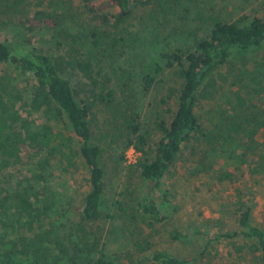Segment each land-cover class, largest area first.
Wrapping results in <instances>:
<instances>
[{"label": "rangeland", "instance_id": "obj_1", "mask_svg": "<svg viewBox=\"0 0 264 264\" xmlns=\"http://www.w3.org/2000/svg\"><path fill=\"white\" fill-rule=\"evenodd\" d=\"M141 1L120 33L91 20L79 0H27L17 11L5 7L7 0L0 6V42L24 49L31 39L37 50L51 54L59 44L75 43L96 71L110 77L114 91L112 103L97 102V122L92 127L93 143L102 150L107 217L93 224L80 219L78 210L89 181L77 147L71 154L59 137L54 146L60 148L50 155L48 150L15 144L6 129L5 134L0 132V247L24 250L26 255L16 257L21 264H67L75 255L98 258L102 250L114 264H150L145 259L155 251L190 258L204 253L194 264H264L260 252L238 254L226 242L208 245L210 236L236 228L239 191H253L254 221L264 228V43L234 56L237 68H249L247 78L231 79L214 101L200 102L198 117L209 137L192 142L164 177L166 221L147 222L136 211L151 183L131 167L139 158L134 149H128L125 161L121 160L131 132L127 119L133 114L139 116L136 123L148 137V149L155 148L153 118L161 111L167 90L180 85L164 54L176 48L193 49L198 40L208 37L217 19L231 22L261 13V0ZM38 12L50 18L44 17L33 33L18 23L19 18H32ZM147 74L155 78L150 89L143 84ZM72 75L74 88L81 89L83 80ZM0 83L8 84V89L25 86L9 63L0 64ZM239 94L247 103L243 109L236 105ZM20 115L27 114L20 111ZM259 115L257 124L253 120ZM33 119L40 123L37 115ZM245 128H258L253 139L246 136ZM56 132L73 135L64 123ZM45 158L50 163L42 172L38 163ZM25 193L39 198L30 219L32 228L25 225L27 216L19 208L18 198ZM81 222L82 230L77 227ZM174 232L188 237L175 240Z\"/></svg>", "mask_w": 264, "mask_h": 264}, {"label": "trees", "instance_id": "obj_2", "mask_svg": "<svg viewBox=\"0 0 264 264\" xmlns=\"http://www.w3.org/2000/svg\"><path fill=\"white\" fill-rule=\"evenodd\" d=\"M7 1L5 7L15 11L27 3V0ZM79 1L91 20L117 33L125 29L138 4L143 3L141 0ZM3 4L4 0H0V6ZM260 6L262 12L259 11L253 16L243 15L231 22L217 19L208 37L198 40L193 49L176 48L164 54L169 66L174 69L175 76L180 80V85L171 86L167 90L160 103L162 109L153 118L151 127L158 136L155 148L148 149V137L142 132V125L136 123L139 116L136 114L137 117L134 118L133 114L127 119L131 132L126 138L121 160L125 161L124 155L128 149H134L139 158L131 167L137 169L140 176L151 183L148 194L138 203L136 209L145 221L161 223L168 219V191L164 189L163 179L192 142H200L202 138L209 137L198 117L200 102L214 101L231 79L242 82L250 74L248 67L237 68L233 59L236 52L264 43V0H261ZM44 17L50 18L45 12H38L32 18H19L18 23L33 33L40 28ZM92 35L96 36L95 33ZM1 63L11 64L25 86L8 89V84L0 83V132L5 134L7 129V136L15 144L30 145L40 152L48 150L50 155L59 150L60 146H54L59 137L61 145L71 150V154L77 147L89 181V191L84 196L78 214L81 221L88 224L102 221L107 217L103 208L105 171L101 163L102 150L93 143L92 127L97 122V102L110 104L113 101L114 91L110 77L96 71L92 60L75 43L67 46L59 44L57 52L51 54L37 50L31 39L27 40L24 49H15L0 42ZM72 74L83 80L81 89L74 88ZM154 83L155 78L152 75L147 74L143 78L146 89H150ZM236 105L241 109L247 105L241 94L237 96ZM163 106L166 108L163 109ZM20 111L27 115L21 116ZM35 115L39 117V124L33 119ZM260 116H256L253 121L258 124ZM245 121L251 124L250 120ZM61 123L71 129L72 136L56 132ZM257 131L258 128H245L246 136L251 139ZM226 135L228 138L232 137L230 133ZM15 148L18 150V146ZM49 163L50 159L45 158L38 166L45 172ZM245 193H238L236 228L210 236L208 245L226 242L238 254L249 251L256 255L260 252L264 262V228L254 221L256 202L253 191L248 189ZM27 195L25 193L19 196V208L27 216L25 225L32 228L34 223L30 219L34 216L39 198L38 195L33 199ZM118 204L121 205V202ZM0 210H3L2 202ZM81 226L82 222L77 225ZM183 237L188 236L179 232L172 234L175 240ZM26 254L24 250L8 251L0 247V264H21L16 262V257ZM201 255L204 253L199 254ZM199 256L176 257L167 251H155L145 260L150 264H194ZM67 264L114 262L108 260L102 250L98 258L75 255Z\"/></svg>", "mask_w": 264, "mask_h": 264}]
</instances>
